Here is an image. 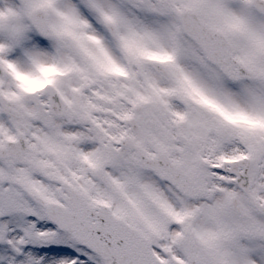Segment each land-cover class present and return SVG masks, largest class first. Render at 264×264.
<instances>
[{"label": "snow or ice", "instance_id": "snow-or-ice-1", "mask_svg": "<svg viewBox=\"0 0 264 264\" xmlns=\"http://www.w3.org/2000/svg\"><path fill=\"white\" fill-rule=\"evenodd\" d=\"M0 264H264V0H0Z\"/></svg>", "mask_w": 264, "mask_h": 264}]
</instances>
